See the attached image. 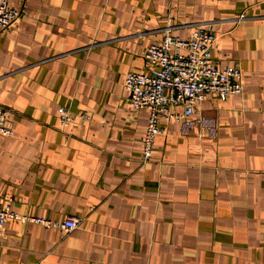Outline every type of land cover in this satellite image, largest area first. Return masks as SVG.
<instances>
[{
  "label": "crops",
  "instance_id": "1",
  "mask_svg": "<svg viewBox=\"0 0 264 264\" xmlns=\"http://www.w3.org/2000/svg\"><path fill=\"white\" fill-rule=\"evenodd\" d=\"M7 1L26 14L0 31L13 130L0 135V202L81 222L9 220L0 264H264V0ZM195 25L217 37V67L239 64L243 91L161 118L143 161L149 111L130 107L123 77L149 72L144 51L166 30Z\"/></svg>",
  "mask_w": 264,
  "mask_h": 264
},
{
  "label": "built area",
  "instance_id": "2",
  "mask_svg": "<svg viewBox=\"0 0 264 264\" xmlns=\"http://www.w3.org/2000/svg\"><path fill=\"white\" fill-rule=\"evenodd\" d=\"M25 11L0 0V31L13 27ZM243 17L238 19V22ZM217 37L204 25L192 27L187 37L172 35L168 29L163 38L149 45L144 51V59L150 65L148 73L128 72L123 77V87L128 92L130 107L138 111L147 108L148 123L142 141L143 161L152 157V149L157 135L162 132L159 120L180 121L192 116L207 94H215L220 100L230 95H240L243 91L242 70L238 63L221 69L212 59V49ZM182 112L176 113L175 108ZM61 126L74 122L71 113L64 107L57 110ZM82 117L88 119L86 115ZM8 111L0 107V135L9 137L13 130L6 124ZM11 199L0 202V242L6 223L16 220L32 223L44 229H56L64 233L75 230L80 225L77 217H67L63 221L28 217L11 206Z\"/></svg>",
  "mask_w": 264,
  "mask_h": 264
}]
</instances>
